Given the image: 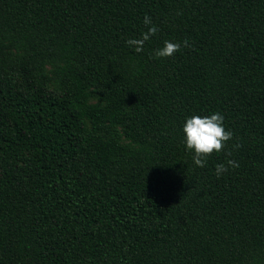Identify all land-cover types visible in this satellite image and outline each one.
Wrapping results in <instances>:
<instances>
[{
    "label": "trees",
    "instance_id": "16d2710c",
    "mask_svg": "<svg viewBox=\"0 0 264 264\" xmlns=\"http://www.w3.org/2000/svg\"><path fill=\"white\" fill-rule=\"evenodd\" d=\"M0 264H264V0H0Z\"/></svg>",
    "mask_w": 264,
    "mask_h": 264
},
{
    "label": "clouds",
    "instance_id": "9594fccd",
    "mask_svg": "<svg viewBox=\"0 0 264 264\" xmlns=\"http://www.w3.org/2000/svg\"><path fill=\"white\" fill-rule=\"evenodd\" d=\"M144 24L151 25L148 27L140 38H132L127 41L130 46L135 48L136 52H142L146 41L159 32V28L152 23V19L147 14L144 18ZM180 42L166 40L164 46L155 50L157 58L171 57L181 49ZM188 39L183 41V47H190ZM225 117L220 112H215L210 115L194 114L186 119L183 126L185 134V143L188 150L194 151L193 160L196 166L204 167L207 163V158L214 152L220 153L225 150L226 144L233 138V131L225 127ZM242 145L237 143L233 147L239 148ZM231 156V151L227 153ZM229 167L235 169L239 167L237 161L228 159L226 163L216 165V175L219 176L227 172Z\"/></svg>",
    "mask_w": 264,
    "mask_h": 264
}]
</instances>
